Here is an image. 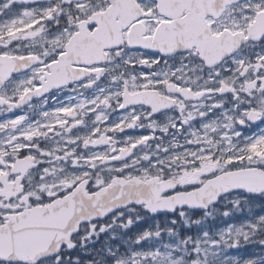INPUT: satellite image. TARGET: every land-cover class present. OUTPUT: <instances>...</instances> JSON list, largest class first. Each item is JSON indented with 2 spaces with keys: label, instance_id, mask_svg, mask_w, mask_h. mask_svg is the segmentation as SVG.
<instances>
[{
  "label": "snow or ice",
  "instance_id": "snow-or-ice-1",
  "mask_svg": "<svg viewBox=\"0 0 264 264\" xmlns=\"http://www.w3.org/2000/svg\"><path fill=\"white\" fill-rule=\"evenodd\" d=\"M0 117V264H264V0H0Z\"/></svg>",
  "mask_w": 264,
  "mask_h": 264
},
{
  "label": "flooded vegetation",
  "instance_id": "flooded-vegetation-1",
  "mask_svg": "<svg viewBox=\"0 0 264 264\" xmlns=\"http://www.w3.org/2000/svg\"><path fill=\"white\" fill-rule=\"evenodd\" d=\"M51 103V102H50ZM9 115H13V114H9ZM0 119H2V117H0ZM147 226V225H146Z\"/></svg>",
  "mask_w": 264,
  "mask_h": 264
}]
</instances>
